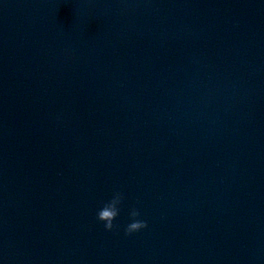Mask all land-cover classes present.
Masks as SVG:
<instances>
[{
    "label": "clouds",
    "instance_id": "9594fccd",
    "mask_svg": "<svg viewBox=\"0 0 264 264\" xmlns=\"http://www.w3.org/2000/svg\"><path fill=\"white\" fill-rule=\"evenodd\" d=\"M123 194L119 191L114 192L112 198L107 201L102 208L97 212V219L104 223L106 230H112L114 228V221L119 216L120 208L119 206L123 202ZM140 212L138 209L133 208L130 211V217L132 218L131 222L126 226L125 233L130 235L134 232L147 227V222L138 219Z\"/></svg>",
    "mask_w": 264,
    "mask_h": 264
}]
</instances>
